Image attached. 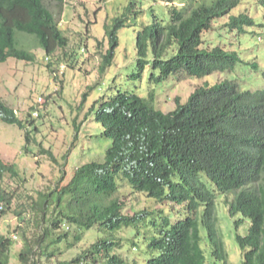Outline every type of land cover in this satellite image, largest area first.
<instances>
[{"label": "trees", "instance_id": "trees-1", "mask_svg": "<svg viewBox=\"0 0 264 264\" xmlns=\"http://www.w3.org/2000/svg\"><path fill=\"white\" fill-rule=\"evenodd\" d=\"M65 1L0 0V63L35 61L20 35L33 38L48 57L66 50L69 39L48 6ZM146 1L130 0L105 27L109 49L102 55V75L113 65L118 33L124 28L140 29L134 81H142L147 71L151 81L161 84L178 74L202 79L235 70L241 60L238 52L221 45L205 48L203 35L244 0H169L168 9L146 7ZM166 13L168 17L163 16ZM254 25L248 13H241L230 16L226 26L240 35ZM250 66L259 70L257 62ZM156 96L155 89L146 98L118 91L94 104L91 111L103 135L112 141L105 159L77 167L68 182L63 176L50 191L40 193L31 206L39 233L19 252V264H43V258L49 264L54 260L56 264H208L205 242L216 263L230 264L220 230L218 209L223 198L230 217H241L234 227L236 244L244 253L242 264H264V86L243 90L230 79L204 85L185 103L177 98L169 113L155 108ZM0 121L20 129L32 124L39 131L33 120L20 119L1 94ZM75 125L78 134L81 124ZM40 147L57 163L51 150ZM7 178L21 181L17 166L0 155V220L12 212L23 217L26 208L20 212L15 208L17 193ZM123 181L134 193L165 208L125 214V205L115 198ZM247 220L251 224L242 235L238 231ZM66 225L78 231L73 242L69 232H62ZM92 229L96 241L71 260H63L64 246L80 245ZM125 242L130 249L123 254ZM15 244L10 236H0V264L11 263ZM132 249H140L143 263L132 258Z\"/></svg>", "mask_w": 264, "mask_h": 264}, {"label": "rangeland", "instance_id": "rangeland-1", "mask_svg": "<svg viewBox=\"0 0 264 264\" xmlns=\"http://www.w3.org/2000/svg\"><path fill=\"white\" fill-rule=\"evenodd\" d=\"M129 2L66 0L63 4L49 3V8L69 39L68 48L48 57L42 49L36 47L33 38L20 35L23 46L35 54V61L9 59L0 63V94L3 100L16 111L20 119L33 120L39 128V131H35L32 124H27V129H20L17 125L0 121V155L6 162L15 164L21 176L19 183L10 178L6 182L17 193L15 208L20 212L21 207H26L23 217L12 212L0 220V236H10L16 243L10 264H19V252L28 240H34L39 233L37 218L31 206L38 201L40 193L50 191L63 176L68 182L77 167L105 159L112 141L103 135L104 129L97 122L95 111H91L103 96L129 91L146 98L155 89V108L169 113L176 108L177 98L185 103L198 87L204 85L213 86L230 79L237 81L243 90L256 91L264 86V5L260 0H244L241 6L229 16L216 21L213 29L203 35L205 48L221 45L227 50L238 52L241 60L232 72L202 79L178 74L164 83L156 84L151 81V71H147L142 81H134L131 76L137 72L136 38L140 29L124 28L118 33L120 45L113 65L102 75V55L109 49L105 27L124 12ZM151 4L165 9L172 5L169 0H157L156 3L153 0L146 1V7ZM176 5L181 4L177 2ZM241 13H248L255 25L246 27V33L239 35L237 30L231 31L226 25L230 16ZM163 16L168 17V13ZM83 49L86 51L83 52ZM81 52L88 55L84 61L82 59L86 57ZM253 62L258 63V71L250 66ZM29 114L33 116L30 118ZM75 124H81L78 134ZM27 130L32 138L30 143L26 140ZM40 145L52 151L57 163L41 152ZM115 198L123 202L124 213L128 215H134L146 207L151 210L165 208V205L152 203L145 195L134 193L125 181L121 182ZM218 210L220 230L230 255L229 263L242 264L244 253L236 244L234 227V222L241 217H230L224 198ZM250 224L247 220L238 233L246 235ZM62 232H69L70 242L78 234L75 227L70 225L64 226ZM94 232L95 229L86 232L84 241L72 249L65 245V254L61 258L71 260L88 248L96 241ZM129 249L130 245L125 242L123 254ZM204 249L208 264H218L212 259L211 249L206 242ZM141 254L140 249H132V258L143 263L144 257ZM42 262L49 264L46 258ZM56 263L57 260H54L50 264Z\"/></svg>", "mask_w": 264, "mask_h": 264}, {"label": "built area", "instance_id": "built-area-1", "mask_svg": "<svg viewBox=\"0 0 264 264\" xmlns=\"http://www.w3.org/2000/svg\"><path fill=\"white\" fill-rule=\"evenodd\" d=\"M62 69H64V66L62 67ZM40 101H42V99H40ZM36 115V114H35ZM37 116H38V112H37Z\"/></svg>", "mask_w": 264, "mask_h": 264}]
</instances>
